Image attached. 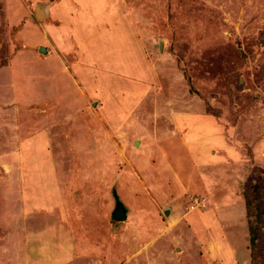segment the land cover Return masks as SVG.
<instances>
[{"label": "rangeland", "instance_id": "1", "mask_svg": "<svg viewBox=\"0 0 264 264\" xmlns=\"http://www.w3.org/2000/svg\"><path fill=\"white\" fill-rule=\"evenodd\" d=\"M247 198L264 0H0V264H264Z\"/></svg>", "mask_w": 264, "mask_h": 264}, {"label": "trees", "instance_id": "2", "mask_svg": "<svg viewBox=\"0 0 264 264\" xmlns=\"http://www.w3.org/2000/svg\"><path fill=\"white\" fill-rule=\"evenodd\" d=\"M256 198H247L246 207L248 210V231L250 235V245L256 246L257 239L259 238L260 231L263 228V211L260 208V203L255 202Z\"/></svg>", "mask_w": 264, "mask_h": 264}, {"label": "water", "instance_id": "3", "mask_svg": "<svg viewBox=\"0 0 264 264\" xmlns=\"http://www.w3.org/2000/svg\"><path fill=\"white\" fill-rule=\"evenodd\" d=\"M37 13H38V16L41 18L43 15H44V12L41 10L40 7H37ZM40 51L42 52H47V49L44 47V46H41L40 47ZM117 208L116 210L114 211V214L112 215L114 217V219L118 220V219H127V216L125 215L124 213V207H122L121 203L118 202L117 203ZM120 210V211H119Z\"/></svg>", "mask_w": 264, "mask_h": 264}, {"label": "crops", "instance_id": "4", "mask_svg": "<svg viewBox=\"0 0 264 264\" xmlns=\"http://www.w3.org/2000/svg\"><path fill=\"white\" fill-rule=\"evenodd\" d=\"M206 123H207V122H206ZM205 128H207V129H208V125H206V126H205ZM127 218H128V217H127ZM263 227H264V226H263ZM262 229H263V228H262ZM260 232H261V231H260Z\"/></svg>", "mask_w": 264, "mask_h": 264}, {"label": "bare ground", "instance_id": "5", "mask_svg": "<svg viewBox=\"0 0 264 264\" xmlns=\"http://www.w3.org/2000/svg\"><path fill=\"white\" fill-rule=\"evenodd\" d=\"M111 58V57H110ZM114 59V58H113ZM109 60H111V59H109Z\"/></svg>", "mask_w": 264, "mask_h": 264}]
</instances>
